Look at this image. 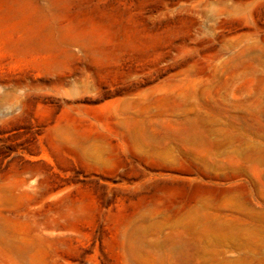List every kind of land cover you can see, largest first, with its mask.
I'll return each mask as SVG.
<instances>
[{
	"label": "rangeland",
	"instance_id": "374dc122",
	"mask_svg": "<svg viewBox=\"0 0 264 264\" xmlns=\"http://www.w3.org/2000/svg\"><path fill=\"white\" fill-rule=\"evenodd\" d=\"M0 264H264V0H0Z\"/></svg>",
	"mask_w": 264,
	"mask_h": 264
},
{
	"label": "bare ground",
	"instance_id": "6f19581e",
	"mask_svg": "<svg viewBox=\"0 0 264 264\" xmlns=\"http://www.w3.org/2000/svg\"><path fill=\"white\" fill-rule=\"evenodd\" d=\"M64 1L65 0H59V2H64ZM79 28H80L81 31H83L86 34V36H87V38L89 40L94 39V37H95L94 30H92V29H85V27H83V26H80Z\"/></svg>",
	"mask_w": 264,
	"mask_h": 264
}]
</instances>
